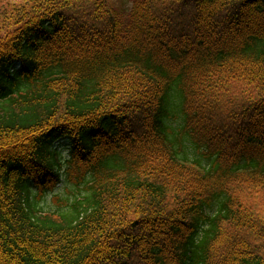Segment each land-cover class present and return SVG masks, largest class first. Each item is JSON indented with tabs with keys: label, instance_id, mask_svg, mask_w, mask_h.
I'll return each instance as SVG.
<instances>
[{
	"label": "trees",
	"instance_id": "16d2710c",
	"mask_svg": "<svg viewBox=\"0 0 264 264\" xmlns=\"http://www.w3.org/2000/svg\"><path fill=\"white\" fill-rule=\"evenodd\" d=\"M129 2L0 0V264H264V0Z\"/></svg>",
	"mask_w": 264,
	"mask_h": 264
},
{
	"label": "rangeland",
	"instance_id": "374dc122",
	"mask_svg": "<svg viewBox=\"0 0 264 264\" xmlns=\"http://www.w3.org/2000/svg\"><path fill=\"white\" fill-rule=\"evenodd\" d=\"M11 2H21L23 0H9ZM115 4L119 7H129V0H114ZM173 126L177 127L178 123L177 121L173 122ZM188 156L190 159H192L195 154L192 153L190 150H188ZM245 184H237L235 187L239 191H241L243 194L248 192L243 188ZM82 187L80 186L79 189ZM77 188L73 186L71 183H68L67 180L65 181L64 177L61 178V183L51 192L43 196L39 202L40 208L42 209L41 211L43 213L47 212H53L56 210L58 207L62 205V200L63 199H68L69 201L73 200L72 193H75ZM250 193H248L244 197V203L248 204L254 212H262L264 211V193L263 191H260V188H250ZM83 194V193H82ZM32 195H38L35 191H33ZM81 196L78 197L80 199Z\"/></svg>",
	"mask_w": 264,
	"mask_h": 264
}]
</instances>
